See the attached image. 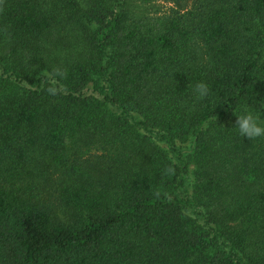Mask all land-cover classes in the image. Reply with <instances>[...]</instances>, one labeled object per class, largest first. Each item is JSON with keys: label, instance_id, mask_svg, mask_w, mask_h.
I'll return each instance as SVG.
<instances>
[{"label": "trees", "instance_id": "1", "mask_svg": "<svg viewBox=\"0 0 264 264\" xmlns=\"http://www.w3.org/2000/svg\"><path fill=\"white\" fill-rule=\"evenodd\" d=\"M175 1L0 0V264H264V0Z\"/></svg>", "mask_w": 264, "mask_h": 264}, {"label": "clouds", "instance_id": "2", "mask_svg": "<svg viewBox=\"0 0 264 264\" xmlns=\"http://www.w3.org/2000/svg\"><path fill=\"white\" fill-rule=\"evenodd\" d=\"M53 87H50L48 91L51 94H56L57 88L55 87L57 81L55 79L51 80ZM209 86L206 83H198L194 92L198 99H203L209 95ZM249 101V100H248ZM264 106V103H262ZM236 129L238 130V134L242 137H246L248 140L257 139L260 137H264V120H261L260 116L257 115V110L250 106H242L238 110V114L236 115Z\"/></svg>", "mask_w": 264, "mask_h": 264}, {"label": "rangeland", "instance_id": "3", "mask_svg": "<svg viewBox=\"0 0 264 264\" xmlns=\"http://www.w3.org/2000/svg\"><path fill=\"white\" fill-rule=\"evenodd\" d=\"M131 7L137 12L141 11L145 16L156 18L171 14L174 10H180L175 0H128Z\"/></svg>", "mask_w": 264, "mask_h": 264}]
</instances>
